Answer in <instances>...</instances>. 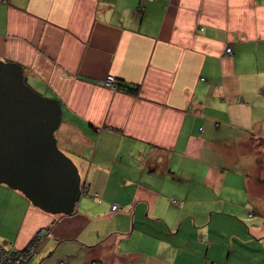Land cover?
<instances>
[{
    "label": "crops",
    "instance_id": "obj_1",
    "mask_svg": "<svg viewBox=\"0 0 264 264\" xmlns=\"http://www.w3.org/2000/svg\"><path fill=\"white\" fill-rule=\"evenodd\" d=\"M0 60L59 102L82 182L69 215L0 185L2 248L46 229L31 264H264V0H0Z\"/></svg>",
    "mask_w": 264,
    "mask_h": 264
},
{
    "label": "water",
    "instance_id": "obj_2",
    "mask_svg": "<svg viewBox=\"0 0 264 264\" xmlns=\"http://www.w3.org/2000/svg\"><path fill=\"white\" fill-rule=\"evenodd\" d=\"M62 108L34 91L23 68L0 60V185L51 215H69L82 194L75 163L57 146Z\"/></svg>",
    "mask_w": 264,
    "mask_h": 264
},
{
    "label": "built area",
    "instance_id": "obj_3",
    "mask_svg": "<svg viewBox=\"0 0 264 264\" xmlns=\"http://www.w3.org/2000/svg\"><path fill=\"white\" fill-rule=\"evenodd\" d=\"M227 53H230V49H227ZM100 85L112 91L122 90L118 84V80L112 76H108L105 80L101 81ZM118 209L119 206L117 205H112L110 208L111 212L117 211ZM45 237H49V231L46 229L39 230L35 233L28 248L21 252L6 250L0 246V264H31V260L36 254L37 247ZM60 264L63 263L61 262Z\"/></svg>",
    "mask_w": 264,
    "mask_h": 264
},
{
    "label": "trees",
    "instance_id": "obj_4",
    "mask_svg": "<svg viewBox=\"0 0 264 264\" xmlns=\"http://www.w3.org/2000/svg\"><path fill=\"white\" fill-rule=\"evenodd\" d=\"M25 82H26V80H25ZM118 84H119L121 89L123 88V90H124V88H125V90H128L129 93H132V94H136L137 93L138 88H136V87L124 86V85H122V83L119 80H118Z\"/></svg>",
    "mask_w": 264,
    "mask_h": 264
},
{
    "label": "rangeland",
    "instance_id": "obj_5",
    "mask_svg": "<svg viewBox=\"0 0 264 264\" xmlns=\"http://www.w3.org/2000/svg\"><path fill=\"white\" fill-rule=\"evenodd\" d=\"M226 52H227V50H226ZM229 54V53H228ZM58 132H59V129L55 132V137H56V139H57V146L59 147V149L62 151V152H64L63 150H62V148H61V145L58 143V137L60 136V135H58ZM261 144V146H264V144L263 143H260ZM65 153V152H64ZM69 157V156H68ZM72 160V159H71ZM73 161V160H72ZM261 251V250H260ZM260 251L259 252H256V255H259L260 254Z\"/></svg>",
    "mask_w": 264,
    "mask_h": 264
}]
</instances>
